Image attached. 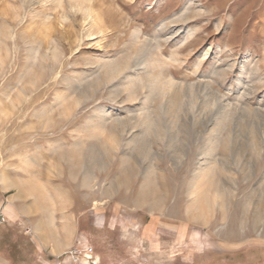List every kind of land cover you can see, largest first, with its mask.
<instances>
[{"label": "rangeland", "instance_id": "rangeland-1", "mask_svg": "<svg viewBox=\"0 0 264 264\" xmlns=\"http://www.w3.org/2000/svg\"><path fill=\"white\" fill-rule=\"evenodd\" d=\"M0 187L25 264H264V0H0Z\"/></svg>", "mask_w": 264, "mask_h": 264}, {"label": "built area", "instance_id": "built-area-1", "mask_svg": "<svg viewBox=\"0 0 264 264\" xmlns=\"http://www.w3.org/2000/svg\"><path fill=\"white\" fill-rule=\"evenodd\" d=\"M51 264H99V259L87 242L79 240L73 247L54 257Z\"/></svg>", "mask_w": 264, "mask_h": 264}, {"label": "crops", "instance_id": "crops-1", "mask_svg": "<svg viewBox=\"0 0 264 264\" xmlns=\"http://www.w3.org/2000/svg\"><path fill=\"white\" fill-rule=\"evenodd\" d=\"M5 192L7 191L3 190L2 187H0V193L2 194L0 197V229L4 227L5 225V218H4L5 215L4 214H7V212H9L10 209H12L11 206H12L13 200L12 198L5 196ZM21 253H22V250H21ZM26 263L34 264L33 261H28V260L26 261ZM0 264H25V261H23L22 259L19 260L17 258L14 259L9 254H6V251L2 247H0Z\"/></svg>", "mask_w": 264, "mask_h": 264}]
</instances>
